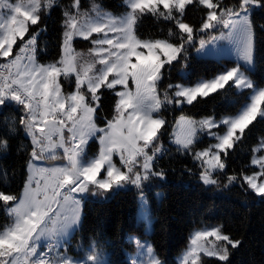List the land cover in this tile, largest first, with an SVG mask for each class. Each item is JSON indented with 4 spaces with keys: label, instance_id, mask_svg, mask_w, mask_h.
I'll list each match as a JSON object with an SVG mask.
<instances>
[{
    "label": "snow or ice",
    "instance_id": "obj_1",
    "mask_svg": "<svg viewBox=\"0 0 264 264\" xmlns=\"http://www.w3.org/2000/svg\"><path fill=\"white\" fill-rule=\"evenodd\" d=\"M54 3L56 0H17L15 3L0 0V58L5 60L0 63V107L14 102L23 111L19 123L24 126L32 145L29 176L23 191L15 194L0 190V202L11 218L10 223L0 228V264H104L94 247L76 258L60 252L69 229L80 219L81 202L73 194L93 189L107 192L129 184L140 188L152 176L163 178V172L154 168L158 154L166 151L161 148L158 136L166 121L163 117H154L153 113L171 104L191 105L198 98H207L226 86L250 90L247 102L234 117L219 121L206 117L195 121L181 116L177 122L181 135L174 143L179 146L178 151L192 154L199 162L200 179L205 185L218 184L217 176L227 167L229 150L242 141L245 130L250 131L249 126L258 118L264 120V87L256 86L247 75L254 64L252 6H264V0H238L232 7L223 5L221 0H125L129 10L122 16L103 13L95 3L92 5L95 15H89L81 11L80 0H73L64 11L59 60L40 63L37 60L39 33H29V28L40 21L41 9H50ZM197 8L205 16L194 29L185 19L188 12ZM146 15L172 22L179 31H170L169 35L177 36L178 42L140 38L136 26ZM221 24L228 29L227 34L212 36L208 42L226 39L233 43L236 66L210 80L198 81L195 86L169 84L168 88L174 92L169 95L165 91L161 99L157 85L164 76L165 66L178 60L197 32ZM74 37L90 40L93 47L89 53L94 57L91 62L80 63L81 54L72 47ZM205 44L201 39V49ZM73 75L75 91L64 94L60 78L68 79ZM130 80L135 91L129 88ZM117 86H121V90H117ZM85 88L86 92L82 91ZM102 88L112 90L117 99L112 118L105 127H98ZM221 126L226 129L223 134L212 131ZM205 129L216 143L193 152L198 132ZM14 132L13 126L5 132V137ZM93 137L100 148L97 155L89 157L86 149ZM7 146V139L0 137V149L6 150ZM57 149H63L62 158L66 163L53 167L33 164L45 158L56 159ZM252 151L251 164L259 170L250 175L241 173L242 180L256 195L264 197V155H255L264 152V138ZM114 156L119 157V167ZM101 172L103 177H100ZM227 180L229 185L240 182L235 174L228 175ZM140 202L143 211L147 208L143 193ZM221 228L197 230L190 238L192 247L183 257L185 264L189 260L197 264L201 251L226 261L227 246L236 248L240 241H233ZM207 237L224 243L213 244L211 248L198 243L200 238ZM137 246L141 255L148 257L147 264H160L150 245L137 240Z\"/></svg>",
    "mask_w": 264,
    "mask_h": 264
},
{
    "label": "trees",
    "instance_id": "obj_2",
    "mask_svg": "<svg viewBox=\"0 0 264 264\" xmlns=\"http://www.w3.org/2000/svg\"><path fill=\"white\" fill-rule=\"evenodd\" d=\"M102 9L114 14L126 11L124 0H92ZM223 5L232 7L238 0H221ZM73 0H56L52 8L41 9L40 21L29 28V33H39L37 45V60L49 63L59 60L63 41L64 11L69 9ZM89 0H80V9L87 7ZM205 13L199 8L188 12L185 22L194 29L201 24ZM250 19L255 33L254 64L247 75L258 87H264V6H258L251 11ZM220 28L197 32L191 43L185 45L177 61L166 65L164 76L157 85V90L163 99L165 91L171 95L174 89L168 85H190L180 71L188 64V55L194 53L200 40L208 41ZM179 30L172 22L156 19L150 15L143 16L136 26V34L142 39H167L177 43L178 37L170 36L169 32ZM28 36L26 34L25 39ZM74 46L88 45V40L74 39ZM16 49L14 48V51ZM237 61L221 58L218 72L236 66ZM62 92L68 94L75 91V77L60 78ZM131 85V84H129ZM121 87L117 86V90ZM235 87L226 86L207 98H198L190 106L199 112V119L212 117L219 121L225 117L237 115L247 102L250 90L237 92ZM85 91L86 90H82ZM101 107L96 120L98 127L106 126L107 120L114 115L117 97L112 90H100ZM180 110L171 104L161 109L153 116L163 117L166 123L158 133L159 144L166 149L158 154L154 171L163 172V178L152 176L142 183L143 187L162 193L160 211L153 223L151 245L156 257L165 264H177L175 256L187 247L191 232L205 227L222 226L221 231L240 244L233 248L228 245L229 256L226 261L218 258L202 257L201 264H264V197L256 195L242 180L241 173L252 174L258 171V166L251 164L254 155L252 149L261 138H264V120H260L245 130V136L226 158L227 167L224 173L217 176V185H205L200 179L202 171L198 161L192 154L178 151L171 141V134ZM23 111L14 103L8 102L0 107V137L8 141L7 149H0V190L15 194L21 193L26 178L27 167L32 150L31 139L25 135V129L19 123ZM15 127L14 133L5 137V132ZM162 133V135H161ZM89 157L97 155L99 144L91 139L87 146ZM262 155V152L255 153ZM237 175L239 183L228 184V175ZM227 185V186H226ZM140 188L128 186L118 189L111 198L99 201L86 197L82 201V217L78 228L71 237L73 242L88 244L94 241L97 245L110 251L111 264H131L125 260L126 254L135 250V239L146 238L145 222L137 215ZM11 222L3 203L0 202V228ZM132 239H129V238Z\"/></svg>",
    "mask_w": 264,
    "mask_h": 264
},
{
    "label": "rangeland",
    "instance_id": "obj_3",
    "mask_svg": "<svg viewBox=\"0 0 264 264\" xmlns=\"http://www.w3.org/2000/svg\"><path fill=\"white\" fill-rule=\"evenodd\" d=\"M10 2L15 3V2H17V0H10ZM25 2H26V0H25ZM42 2H43V0H42ZM123 3L125 5V7L127 8V6L125 4V0H124ZM93 4L94 3L92 2V0H89L88 6L87 7H83L81 9V11L88 12L89 15H95V13L93 12V9H92V5ZM256 7H258V6L254 5V6H252V9L256 8ZM99 8H100V10L103 13H108V14H111L113 16H122V15L126 14L127 11L129 10L127 8L126 11H124L123 13L114 14V13H112L111 11H109L107 9H102L100 6H99ZM227 32H228V29L224 28L223 25L221 24L220 28L212 36L219 37L222 33L226 35ZM95 37H96V34H93L92 38H95ZM74 39L84 40L81 37H74L73 40ZM208 41H210V39ZM208 41H206V44L203 47V49H201V45L200 44L198 46V51L200 52V55H201L200 59L201 58L204 59V60H208L209 59L212 63H216L217 61L219 62V60L221 58H227V59H231V60L237 61L235 45L233 43H231L229 40L218 39L215 42H208ZM72 47L75 50V52L81 54L80 57H79L80 63L87 64L88 62H91L94 59V57L89 53V49L93 47V45L91 44L90 40H88V45L87 46H85L83 44L81 47H78V48H76L74 46V43L72 41ZM211 55H213L215 58L213 59ZM240 64L243 66V61H240ZM96 67L99 68L100 65L97 64ZM202 68H203V66L201 67V69ZM220 73H222V71ZM220 73L219 72L214 73V75L211 77V79L214 78L216 75H218ZM129 84H131V85H129V88L131 89L133 87L131 80L129 81ZM189 86H195V85H192L190 83ZM84 90H86V88ZM235 90L237 92H241L240 89L236 88ZM186 107H189V106H185V107H182V105L178 106L179 110L183 114H187L186 113ZM182 116H185V115H182ZM190 119L195 120V121H200V120H202L204 118H202V119L190 118ZM179 120H180V118H179ZM174 127H175V125H174ZM225 130L226 129L223 126H221L219 128L212 129L213 132L218 133V134H223V132ZM25 135L27 137H29L26 132H25ZM180 135H181V127H180L179 124H177L176 128L175 129L173 128V130H172L171 141H170L173 145H175L177 147H179V146L177 144H175L174 141H175L176 137L180 136ZM198 137L199 138H198L197 142L192 146V151L193 152L203 150V149L207 148L209 145L216 143V141L214 139H212L208 135V130L207 129H205L204 131L198 132ZM99 148H100V146H99ZM60 150H62V149H60ZM262 155H264V152H262ZM222 159H224L223 156H222ZM27 172H28V174H27L26 181H27L28 176H29V170ZM98 178H100V177H98ZM26 181H25V183H26ZM92 187L93 186H91V188ZM145 189L146 188L143 187V185H141L139 195L141 193H143V195L146 197L147 208L143 209V211H142V205H141V202L139 200V210H138V212H139V218L140 219L142 218V220L145 222L146 238L143 239V240H138V241H140L141 243L146 242L152 248L151 238H152L154 227H153V224H151V223L157 218L158 212L160 211L162 193L159 192V191L152 190L153 192H151V194H149V193H145L146 192ZM22 191H23V189H22ZM116 191L117 190H111V191H107L106 192V191L100 190V189H93V190L89 191V193L87 194L86 197L90 198V199H94V200L104 201V200H107V199L111 198ZM159 193H160V195H159L160 196V200H159V196L157 195ZM76 198L79 199L80 202H81L80 203V219H79V222L76 225H74L71 229H69V232H68L67 236L62 241V247L60 248V252L62 254L66 252L67 255H69V256H71L73 258H76L78 256L84 255V253L86 252V250L89 247H94L95 251L103 259L104 264H111V262H110V251L107 248L97 245L94 241H91L88 244L84 245L81 242H73L71 240V237L74 234L75 230L78 228V226L80 224L81 217H82V201H81V198H78L77 196H76ZM144 213H147V216H145ZM212 228L213 227H205V226H203L201 228L195 229V230H193L191 232L190 238H192L194 236V233L197 230H211ZM190 238H189V242H188L187 247L184 248L179 254H177L175 256V261H176L177 264H185V261H184L183 257L185 256L186 252L190 249V247H192V245L190 243ZM198 243L203 244L205 247L211 248L213 244H223L224 242L216 241L214 237H207V238H200ZM152 250H153V248H152ZM153 254H154L155 258L160 262V264H165L164 262L160 261L156 257L154 251H153ZM202 257L218 258L217 256H208L204 252L201 251V252L198 253L197 264H201ZM125 260L127 262L131 263V264H147L148 257L146 255H144V256L141 255V249L138 248V246H137V239H135V250L132 253L126 254ZM188 264H191L190 260L188 261Z\"/></svg>",
    "mask_w": 264,
    "mask_h": 264
},
{
    "label": "crops",
    "instance_id": "obj_4",
    "mask_svg": "<svg viewBox=\"0 0 264 264\" xmlns=\"http://www.w3.org/2000/svg\"><path fill=\"white\" fill-rule=\"evenodd\" d=\"M200 56L201 55H200V52L198 51V49H197L196 52L189 54L188 55V64L185 67H183L181 69V71H180V74L184 78L188 79L192 85H195L198 81H201V80H210L211 77L214 75V73L218 72V70L220 68V65H219V62L218 61L216 63H212L209 59L208 60H204L202 58L200 59ZM211 56H212L213 59L215 58L213 55H211ZM4 62H5V60L3 58H0V63H4ZM200 66L201 67L203 66V68L201 69ZM132 85H133V87L131 88V90L132 91H135V85L133 83H132ZM186 113L187 114H183L181 111L179 112L178 117L176 119V124H175L174 129L176 128V126L178 124L177 122L179 121V118L182 115H185V117H187V118L199 119V112L193 111L190 106L189 107H186ZM65 134L67 135L66 130H65ZM97 135H99V134H97ZM92 139H96V137H93ZM97 142H98V140H97ZM98 144H99V142H98ZM47 155L48 154H46V156ZM62 157H63V151L57 149V158L56 159L45 158L43 160L33 161V164L36 167H53V166H58V165H61L63 163H66V160H64ZM113 160L117 164V166L119 167L120 166V164H119V157L118 156H114L113 157ZM27 171H28V167H27ZM103 176H104V173L101 172L100 177H103ZM128 186L137 188L136 186L129 184V185H126L123 189L127 188ZM90 188H91V186H90ZM145 191H146L145 193H149V194H151V192H153L149 188L145 189ZM88 193H89V191L86 192V193H84V194H86V196H87ZM140 195H139V198H138V209H137V215H138V217H139L138 210H139ZM159 195H160V193H159ZM75 196H77V195H75ZM77 197L80 198L79 196H77ZM159 200H160V196H159ZM156 219L151 224H153L156 221Z\"/></svg>",
    "mask_w": 264,
    "mask_h": 264
},
{
    "label": "water",
    "instance_id": "obj_5",
    "mask_svg": "<svg viewBox=\"0 0 264 264\" xmlns=\"http://www.w3.org/2000/svg\"><path fill=\"white\" fill-rule=\"evenodd\" d=\"M74 195H77L79 197H83L85 194L84 193H74Z\"/></svg>",
    "mask_w": 264,
    "mask_h": 264
},
{
    "label": "built area",
    "instance_id": "obj_6",
    "mask_svg": "<svg viewBox=\"0 0 264 264\" xmlns=\"http://www.w3.org/2000/svg\"><path fill=\"white\" fill-rule=\"evenodd\" d=\"M60 150V149H59ZM63 150V149H62Z\"/></svg>",
    "mask_w": 264,
    "mask_h": 264
}]
</instances>
